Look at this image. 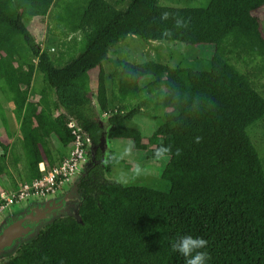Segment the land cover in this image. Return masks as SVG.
Masks as SVG:
<instances>
[{
  "label": "trees",
  "instance_id": "16d2710c",
  "mask_svg": "<svg viewBox=\"0 0 264 264\" xmlns=\"http://www.w3.org/2000/svg\"><path fill=\"white\" fill-rule=\"evenodd\" d=\"M58 1L0 0V79L19 123L27 179L40 176V162L50 168L55 154L62 159L49 137L70 146L69 120L88 141L80 164L86 168L73 188L79 201L76 213L61 211L41 224L0 264H184L171 248L182 234L207 240V264H264V168L247 133L264 119V95L253 81L264 71V33L253 15L264 0H209L192 7L129 0L125 8L118 0H66V31L80 35L69 47L81 48L61 65L25 22L47 15ZM129 34L211 43L210 68L110 58V47ZM230 58L252 64V73L239 71ZM105 60L113 66L108 76ZM94 67L93 89L88 71ZM36 72L45 85L32 100ZM146 75L151 79L139 84ZM132 101L137 103L130 107ZM153 107L163 113L144 136L128 122ZM103 136L128 138L149 158L168 155L161 177L169 190L108 178L111 156L104 157ZM0 148L1 162L8 146L0 140Z\"/></svg>",
  "mask_w": 264,
  "mask_h": 264
},
{
  "label": "rangeland",
  "instance_id": "374dc122",
  "mask_svg": "<svg viewBox=\"0 0 264 264\" xmlns=\"http://www.w3.org/2000/svg\"><path fill=\"white\" fill-rule=\"evenodd\" d=\"M114 1V0H110ZM119 7L125 8L129 0H118ZM209 0H158L159 4L165 6H205ZM66 0H59L56 4L51 5L49 13L45 16H34L26 18L25 22L29 30L33 33L35 41L41 48L48 49L50 56L61 62L57 65L64 64L67 60L76 55L81 44L74 50L70 48L71 40L79 38L78 33H68L66 31V12L64 10ZM253 15L260 23L264 33V5L256 8ZM214 52V45L211 43L186 44L176 40H153L146 39L137 35L129 34L122 40L118 41L110 47L108 56L111 58L119 57L133 63H140L148 60H155L171 67H185L193 70H208L210 68L211 56ZM229 61L241 72L252 73V64L246 65L242 60L237 61L230 58ZM113 66L107 60L103 62V67ZM90 78V86L94 87L97 81L98 67H94L88 71ZM151 79L150 75L139 78V84L143 85ZM256 88L264 95V71L258 76L253 77ZM107 86L111 88L110 80H106ZM45 85L43 75L36 72L33 77L34 92L29 93V98L35 100L38 98V92ZM4 82L0 79V140L8 146L6 157L2 160L1 166L3 173L0 177L4 179L7 185L12 186L17 182L27 180L26 158L24 147L21 142L19 132V123L14 114L13 103L10 102L3 91ZM51 97L53 93L51 92ZM137 101H132L130 107L135 105ZM163 113L162 108H142V111L134 116L128 123L141 130L144 136H147L159 124L160 117ZM103 126L105 123L103 122ZM247 133L255 146L264 168V119L247 127ZM49 144L53 153L66 150L55 135H50ZM96 146L92 145L91 149ZM100 147L104 151V157L111 156L110 170L106 173L108 178L116 179L127 186H146L160 191H168L170 182L161 177V172L168 162V155H161L157 158H149L146 150L135 149L132 142L128 138H112L108 139L103 136ZM111 151V152H109ZM2 149L0 148V154ZM56 163L59 162L57 154L54 155ZM74 175L70 182L65 184L62 190H66L71 182L76 179ZM60 195V194H59ZM49 199V198H48ZM51 199V198H50ZM43 200L31 198L23 200L11 206L10 216H13L32 204H36ZM79 199L76 197L74 206L73 200L69 198L65 202L62 209L63 213H76L77 203ZM7 209V210H8ZM1 218V217H0ZM5 222V221H4ZM0 222V226L4 223ZM6 255H1L0 259Z\"/></svg>",
  "mask_w": 264,
  "mask_h": 264
},
{
  "label": "built area",
  "instance_id": "2783aa9c",
  "mask_svg": "<svg viewBox=\"0 0 264 264\" xmlns=\"http://www.w3.org/2000/svg\"><path fill=\"white\" fill-rule=\"evenodd\" d=\"M36 61L34 59V62ZM102 115L105 116L106 113ZM67 127L73 136L67 155L50 168H47L44 162H40L38 164L40 176L0 189V214L23 200L52 198L62 191L64 185L77 173L80 164L85 160L88 141L73 120L67 122Z\"/></svg>",
  "mask_w": 264,
  "mask_h": 264
},
{
  "label": "water",
  "instance_id": "95a60500",
  "mask_svg": "<svg viewBox=\"0 0 264 264\" xmlns=\"http://www.w3.org/2000/svg\"><path fill=\"white\" fill-rule=\"evenodd\" d=\"M66 197L65 194L59 200L51 198L38 202L10 216L0 226V256L12 253L22 241L35 236L41 224L57 217L64 207Z\"/></svg>",
  "mask_w": 264,
  "mask_h": 264
},
{
  "label": "clouds",
  "instance_id": "9594fccd",
  "mask_svg": "<svg viewBox=\"0 0 264 264\" xmlns=\"http://www.w3.org/2000/svg\"><path fill=\"white\" fill-rule=\"evenodd\" d=\"M199 139V138H197ZM162 149L161 151H166ZM160 154L159 152L157 153ZM207 240L198 235L182 234L171 243L173 251L184 257V264H207Z\"/></svg>",
  "mask_w": 264,
  "mask_h": 264
},
{
  "label": "flooded vegetation",
  "instance_id": "af4514ba",
  "mask_svg": "<svg viewBox=\"0 0 264 264\" xmlns=\"http://www.w3.org/2000/svg\"><path fill=\"white\" fill-rule=\"evenodd\" d=\"M87 165L90 166V162H87ZM85 168H86V166H85V167H80V168L78 169L77 173L81 172L82 170H85ZM81 169H82V170H81ZM77 173H76V174H77ZM76 174H75V175H76ZM77 177H78V175L76 176V179H75L73 182H71L72 185L69 186V187H70L69 190L71 191L70 194H69L67 191L62 190V191L58 192V193H57L55 196H53L52 198H56V200H59V199L63 198V196L66 194L67 197H66L65 200H64V206H65V202H66V200H68L69 198H71V199L73 200V202H72V206H74V201H75V199H76V194H75L73 188L76 187ZM59 194H60V195H59ZM49 199H50V198H49ZM46 200H48V199H46ZM43 201H44V200H43ZM32 205H33V204H32ZM11 214H12V211H9V209L6 210V211H4L2 214H0V217H1V218H0V222H4V221H6V220L10 217Z\"/></svg>",
  "mask_w": 264,
  "mask_h": 264
},
{
  "label": "crops",
  "instance_id": "0c3cea01",
  "mask_svg": "<svg viewBox=\"0 0 264 264\" xmlns=\"http://www.w3.org/2000/svg\"><path fill=\"white\" fill-rule=\"evenodd\" d=\"M159 3V2H158ZM110 50V49H109ZM109 55V54H108ZM110 57V56H109ZM111 58V57H110ZM108 61V63L110 64V66H111V62L109 61V60H107ZM104 62V61H103ZM104 70H105V72H106V74H107V76L112 72V69L110 68V67H107V66H105V68H104ZM108 78V77H107ZM93 89H94V87H92ZM2 141V140H1ZM3 142V141H2ZM4 144H6L5 142H3ZM7 145V144H6ZM69 147L70 146H67V149L66 150H63V151H61V156H62V158L64 157V156H66L67 155V153H68V151H69ZM58 163V162H57ZM55 164H56V162H55ZM17 183H19V182H17ZM16 183V184H17ZM5 185H7L6 183H5V181H4V179H2L1 177H0V189H3V188H7V187H9V186H5Z\"/></svg>",
  "mask_w": 264,
  "mask_h": 264
}]
</instances>
